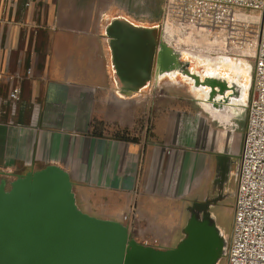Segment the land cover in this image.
Here are the masks:
<instances>
[{
	"label": "crops",
	"instance_id": "0c3cea01",
	"mask_svg": "<svg viewBox=\"0 0 264 264\" xmlns=\"http://www.w3.org/2000/svg\"><path fill=\"white\" fill-rule=\"evenodd\" d=\"M120 1L0 0V182L57 165L83 211L168 249L184 237L185 203L208 198L205 183L219 191L231 165L237 182L246 108L176 106L173 94L146 106L154 91L184 86L179 79L152 77L132 96L118 94L104 29L115 15L132 20L112 7ZM130 101L142 116L136 131L124 118ZM106 110L120 115L125 136L94 130Z\"/></svg>",
	"mask_w": 264,
	"mask_h": 264
},
{
	"label": "water",
	"instance_id": "95a60500",
	"mask_svg": "<svg viewBox=\"0 0 264 264\" xmlns=\"http://www.w3.org/2000/svg\"><path fill=\"white\" fill-rule=\"evenodd\" d=\"M104 32L118 94L132 96L146 87L150 69L157 67L158 78L179 79L200 90L211 110L245 107L250 79L229 67L228 57L167 44L159 22L142 24L115 15ZM208 62L219 67L209 69ZM72 187L57 165L0 182V264L218 263L225 240L209 212L191 207L182 240L161 249L136 242L118 220L83 211Z\"/></svg>",
	"mask_w": 264,
	"mask_h": 264
},
{
	"label": "built area",
	"instance_id": "2783aa9c",
	"mask_svg": "<svg viewBox=\"0 0 264 264\" xmlns=\"http://www.w3.org/2000/svg\"><path fill=\"white\" fill-rule=\"evenodd\" d=\"M159 23L162 40L176 48L224 50L249 38L253 70L226 264H264V0H163Z\"/></svg>",
	"mask_w": 264,
	"mask_h": 264
},
{
	"label": "rangeland",
	"instance_id": "374dc122",
	"mask_svg": "<svg viewBox=\"0 0 264 264\" xmlns=\"http://www.w3.org/2000/svg\"><path fill=\"white\" fill-rule=\"evenodd\" d=\"M163 0H121L116 4V2L112 3L113 8H117L123 12H125L127 15H129L134 22L142 23V24H152V23H158L161 19V6H162ZM256 14L257 12H253ZM245 29V27H243ZM201 49H196L201 51V53L208 54L212 57H220V56H231L233 58H239L240 61H243L245 63L246 68H250V74L253 70V59L248 55L249 52V38L248 36H244V38L234 41L232 45H230L229 48H226L224 50L219 49L218 47H204L199 46ZM167 81L169 79L166 77ZM183 82V81H182ZM184 86L179 84H174V86L179 87L178 90H169L167 87H164V89H158V91H154V95L152 98L148 99L146 98V106L149 103H153L156 98L159 96H164L167 94V96H170L171 94L175 96H171V100L175 102V105H184L191 104L193 107L201 106L200 103H202V99L200 96H196L193 94V92L190 91L188 84L185 82ZM115 84V83H114ZM170 84V83H169ZM173 84V83H172ZM183 88V92L179 91ZM189 89V90H188ZM156 95V96H155ZM158 96V97H157ZM161 97V98H164ZM199 103H198V102ZM129 103V114L125 115V117L129 119H133L135 123H133L131 126L132 130L136 131L139 130L140 122L142 116L139 117V120L136 121V112L137 110V104L136 101H130ZM185 102V103H184ZM117 110H113V112H116ZM118 113H113V116L115 114H119V108ZM147 116V115H146ZM144 116L143 118H146ZM120 115H118V119L110 115L108 110H106V114L102 113L101 118L96 119L94 122V130L100 133H105L107 135H114V134H120L125 135L127 133V127H122L120 125ZM211 118V117H210ZM214 125L216 122H213ZM242 136V132H241ZM233 166L231 165V169L229 171L228 177L224 185L222 186L219 191L217 186H213L212 183H205V188L207 187V196L210 199H214L215 202L212 206L209 207V213L214 218L216 225L219 228V231L221 232L222 236L224 237V245L222 249V254L220 255V258L218 260L217 264H226V252H227V243H228V236L230 235L233 227V208H234V202H235V190H236V175L233 174ZM194 200L190 199L185 203L187 206L188 204H191ZM190 215V211L185 209V216L186 218ZM131 237L135 235V229L131 228L129 229Z\"/></svg>",
	"mask_w": 264,
	"mask_h": 264
},
{
	"label": "bare ground",
	"instance_id": "6f19581e",
	"mask_svg": "<svg viewBox=\"0 0 264 264\" xmlns=\"http://www.w3.org/2000/svg\"><path fill=\"white\" fill-rule=\"evenodd\" d=\"M228 58H229V60H231V62L229 63L230 65H229V67H232V65L231 64H233V69H234V71H237V72H240L242 75H243V77L247 80V81H249V79L251 78V74H250V68H246V66H245V63L243 62V61H240V59L238 58H233V57H231V56H228ZM223 66H225L224 65V63H221V65H220V67H223ZM208 67H209V69H213V68H217V67H219V66H217V63H209L208 62ZM240 70V71H239ZM170 77L171 78H174V76H172V75H170ZM191 90V92H193V94H195L196 96H200L201 94H202V92L200 91V90H198V89H193V88H191L190 89ZM247 96V95H246ZM246 96H245V98H244V100L246 101ZM207 110H209L210 108H209V105L208 104H205L204 103V105H203ZM222 121H227V114H223V115H221L220 117H219Z\"/></svg>",
	"mask_w": 264,
	"mask_h": 264
},
{
	"label": "flooded vegetation",
	"instance_id": "af4514ba",
	"mask_svg": "<svg viewBox=\"0 0 264 264\" xmlns=\"http://www.w3.org/2000/svg\"><path fill=\"white\" fill-rule=\"evenodd\" d=\"M152 77H157V67L156 69L154 67H152L149 71V76H148V81L152 78ZM215 200L214 199H210L205 198L203 200H196L194 202L191 203L190 207L188 208V210L190 211L191 207H199L200 210V214H203L204 211L209 212V207L212 206L214 204ZM203 205H206V208L203 210Z\"/></svg>",
	"mask_w": 264,
	"mask_h": 264
},
{
	"label": "trees",
	"instance_id": "16d2710c",
	"mask_svg": "<svg viewBox=\"0 0 264 264\" xmlns=\"http://www.w3.org/2000/svg\"><path fill=\"white\" fill-rule=\"evenodd\" d=\"M121 136H125V135H121Z\"/></svg>",
	"mask_w": 264,
	"mask_h": 264
}]
</instances>
